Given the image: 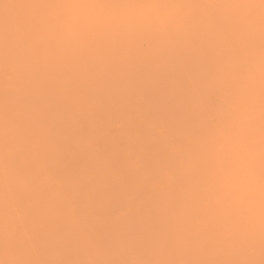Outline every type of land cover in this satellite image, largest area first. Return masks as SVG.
<instances>
[{"label":"snow or ice","instance_id":"6c2138e0","mask_svg":"<svg viewBox=\"0 0 264 264\" xmlns=\"http://www.w3.org/2000/svg\"><path fill=\"white\" fill-rule=\"evenodd\" d=\"M0 264H264V0H0Z\"/></svg>","mask_w":264,"mask_h":264}]
</instances>
